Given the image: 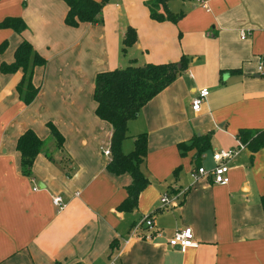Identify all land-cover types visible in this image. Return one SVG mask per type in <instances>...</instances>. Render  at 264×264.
<instances>
[{
	"label": "crops",
	"instance_id": "1",
	"mask_svg": "<svg viewBox=\"0 0 264 264\" xmlns=\"http://www.w3.org/2000/svg\"><path fill=\"white\" fill-rule=\"evenodd\" d=\"M111 1L114 8L106 0L99 22L71 27L63 22V0H0V20L20 17L25 24L20 32L0 27V63L13 60L22 40L45 59L33 69L38 90L27 104L16 89L20 70L0 72V264H264V144L246 145L225 162L224 185L189 176L197 165L212 167V151L241 141L239 129H264V65L256 68L264 55V0H166L169 11L183 12L175 22L151 19L147 0ZM127 27L135 41L120 52ZM180 55L188 58L185 70L126 123L122 152L132 149L133 136H146L139 169L147 183L131 210L118 211L130 176L105 169L111 126L94 115V75ZM201 88L208 92L193 111L190 101ZM47 122L62 135L60 146ZM26 129L49 139L29 175L15 149ZM206 133L209 148L197 158L194 148L181 154L176 147ZM162 193L170 198L166 208ZM55 194L64 202L59 211ZM149 213L151 239L143 238L144 225L130 237ZM185 226L196 244L169 245Z\"/></svg>",
	"mask_w": 264,
	"mask_h": 264
},
{
	"label": "trees",
	"instance_id": "2",
	"mask_svg": "<svg viewBox=\"0 0 264 264\" xmlns=\"http://www.w3.org/2000/svg\"><path fill=\"white\" fill-rule=\"evenodd\" d=\"M106 0H63L67 9L63 22L67 26L75 27L79 23H96L100 21V12ZM166 0H147L145 5L151 19L175 22L182 15V11L171 12L165 7ZM159 6L162 12H159ZM0 27H8L15 32H20L25 24L20 17H4L0 20ZM135 41V31L127 27L122 37V50ZM5 41L0 43V51L4 48ZM188 58L180 55L176 61L161 63L128 64L122 68L98 71L93 78L92 100L94 102V115L106 121L111 126L108 141L109 159L105 169L113 174L127 172L130 182L125 187L126 196L116 206L118 211H129L135 206L139 191L146 185L147 179L139 169V164L146 153V136L144 133L133 136V147L124 153L120 149L121 141L127 137L126 123L136 116L139 109L156 93L171 83L175 77L185 70ZM45 59L40 56L31 44L20 41L13 51V60L10 63L1 62L0 72L11 73L20 70L21 76L16 89L21 101L25 104L36 94L38 87L32 84V73L35 66H42ZM49 134L60 146L63 137L55 126L47 122ZM237 136L250 149L264 144L263 130L239 129ZM41 140L31 129H26L19 134L15 142V149L19 153L20 171L30 174L34 157L42 151ZM176 147L180 153L188 149H195L197 158L204 150L209 148V133L195 136L188 142H178ZM198 166V165H197ZM260 204L264 211V193L260 196Z\"/></svg>",
	"mask_w": 264,
	"mask_h": 264
},
{
	"label": "built area",
	"instance_id": "3",
	"mask_svg": "<svg viewBox=\"0 0 264 264\" xmlns=\"http://www.w3.org/2000/svg\"><path fill=\"white\" fill-rule=\"evenodd\" d=\"M239 37L243 38V33L239 31ZM264 65V55L258 57L257 66L256 68L260 70V68ZM206 88H201L197 91L196 95L190 101V107L193 111H197L200 107L201 100L207 94ZM264 132V129H263ZM246 146V142L239 141L234 146L228 147L226 149H217L211 152V159L213 160L214 164L210 168H204L202 166H196V168L189 172V176L192 180L199 179L200 177H210L212 183H216L219 185H224L228 182V167L226 165V161L234 155L239 149H242ZM103 154L109 155L108 148L103 149ZM34 187L33 189H35ZM170 198L168 197L167 193H162L159 197V205L161 208H166L169 206ZM51 203L54 206L56 211H59L63 208L64 202L59 194H55L51 196ZM152 214H145L143 215L140 220L135 223L130 232V237H137L139 236V228L144 225L147 229L146 234L143 235L145 239H151L152 231H153V220ZM167 243L171 246H179V247H186V246H194L196 243L192 237V231L190 227H182L179 229L174 230L172 235L167 239ZM108 264H113V260H110Z\"/></svg>",
	"mask_w": 264,
	"mask_h": 264
},
{
	"label": "rangeland",
	"instance_id": "4",
	"mask_svg": "<svg viewBox=\"0 0 264 264\" xmlns=\"http://www.w3.org/2000/svg\"><path fill=\"white\" fill-rule=\"evenodd\" d=\"M106 4H110L109 6L112 7V8H114L111 0H107V3H106ZM105 10H106V9H105ZM119 51H120V52L123 51V50H122V45H121V47L119 48ZM131 63H133V64H139L138 62H133V61L129 62L128 64H131ZM128 64H125L124 66H126V65H128ZM124 66H122V67H124ZM122 67H121V68H122ZM48 140H49V139H45V140L43 141V144H42V151H43V149L46 148L47 143H48ZM43 152H44V151H43Z\"/></svg>",
	"mask_w": 264,
	"mask_h": 264
}]
</instances>
